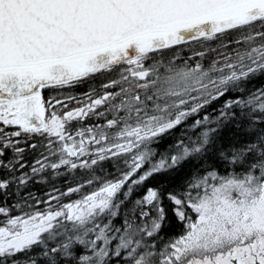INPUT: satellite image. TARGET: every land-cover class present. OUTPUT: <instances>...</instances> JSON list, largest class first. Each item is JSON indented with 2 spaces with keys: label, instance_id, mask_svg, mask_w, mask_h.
Instances as JSON below:
<instances>
[{
  "label": "snow or ice",
  "instance_id": "1",
  "mask_svg": "<svg viewBox=\"0 0 264 264\" xmlns=\"http://www.w3.org/2000/svg\"><path fill=\"white\" fill-rule=\"evenodd\" d=\"M258 79L264 0H0V264H264Z\"/></svg>",
  "mask_w": 264,
  "mask_h": 264
},
{
  "label": "trees",
  "instance_id": "2",
  "mask_svg": "<svg viewBox=\"0 0 264 264\" xmlns=\"http://www.w3.org/2000/svg\"><path fill=\"white\" fill-rule=\"evenodd\" d=\"M185 51H187L185 49ZM255 86H261L264 85V80H256L254 82ZM87 90V86H81L77 87L75 89H72L74 94H80ZM211 111V109H209ZM177 134H179V130L177 131ZM220 136L222 137V142H229V141H237V140H250L252 137L245 136L237 132V130L232 127L231 125H226L223 127L220 131ZM171 141H165L164 144L160 145L161 150L165 148L166 145L170 144ZM31 159V157H29ZM197 162H191L183 165L178 171H173L170 173H165L158 175L154 177L149 183L151 185H156L159 183H164L167 186L176 185L177 187L182 185L183 182L194 172L198 171ZM78 175V174H77ZM72 177H56L52 178L48 182L45 183H36V184H30L27 189H21L19 196L25 197L28 195L29 192H31L35 197L39 199H46L47 194L50 193L53 190V187L59 188L60 190H64L70 183H72ZM18 196H13L10 198V202L15 201L18 199ZM43 207V205H41Z\"/></svg>",
  "mask_w": 264,
  "mask_h": 264
}]
</instances>
